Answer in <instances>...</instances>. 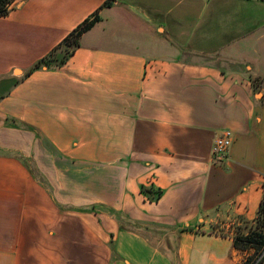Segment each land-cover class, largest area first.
<instances>
[{
	"label": "crops",
	"instance_id": "1",
	"mask_svg": "<svg viewBox=\"0 0 264 264\" xmlns=\"http://www.w3.org/2000/svg\"><path fill=\"white\" fill-rule=\"evenodd\" d=\"M106 1L0 17V264H242L233 238L264 197V5ZM97 11L65 65L28 74Z\"/></svg>",
	"mask_w": 264,
	"mask_h": 264
},
{
	"label": "trees",
	"instance_id": "2",
	"mask_svg": "<svg viewBox=\"0 0 264 264\" xmlns=\"http://www.w3.org/2000/svg\"><path fill=\"white\" fill-rule=\"evenodd\" d=\"M15 1L16 0H0V17L10 13ZM113 1L114 0H107L103 6L111 5ZM99 19V11L85 19L47 55L38 60L28 71V74L42 67H62L65 65L78 47H80V38L82 35L90 30ZM251 80L252 84L256 87L264 81V77L256 76L252 77ZM30 170L35 174L31 166ZM141 190L150 200H158L162 195V190H156L155 188H146L142 186ZM87 210L95 211L96 206H91L87 208ZM243 222L245 223L244 227L242 229L239 228L237 234L233 238L234 246L242 251L253 249V252L249 254L242 263L253 264L254 261L264 253V197L261 201L257 217L253 221L243 219ZM257 264H264V255Z\"/></svg>",
	"mask_w": 264,
	"mask_h": 264
},
{
	"label": "built area",
	"instance_id": "3",
	"mask_svg": "<svg viewBox=\"0 0 264 264\" xmlns=\"http://www.w3.org/2000/svg\"><path fill=\"white\" fill-rule=\"evenodd\" d=\"M233 142L234 134L231 131H224L222 134L216 137L212 147V158L214 161L222 162L226 160L229 156ZM262 256L257 258L253 264H257Z\"/></svg>",
	"mask_w": 264,
	"mask_h": 264
},
{
	"label": "rangeland",
	"instance_id": "4",
	"mask_svg": "<svg viewBox=\"0 0 264 264\" xmlns=\"http://www.w3.org/2000/svg\"><path fill=\"white\" fill-rule=\"evenodd\" d=\"M260 4H262V5H264V0H260V2H259ZM225 13V12H224ZM17 73H20V71H18ZM261 87H260V91H262V92H264V81L261 83ZM262 94V93H261ZM259 96H261V95H259ZM263 97H264V94H263ZM243 223V225H245V223L244 222H242Z\"/></svg>",
	"mask_w": 264,
	"mask_h": 264
}]
</instances>
